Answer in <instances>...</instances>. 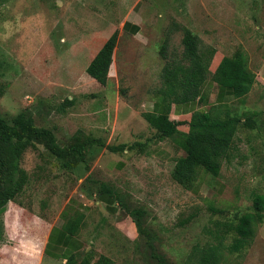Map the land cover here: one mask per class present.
<instances>
[{
	"label": "rangeland",
	"instance_id": "374dc122",
	"mask_svg": "<svg viewBox=\"0 0 264 264\" xmlns=\"http://www.w3.org/2000/svg\"><path fill=\"white\" fill-rule=\"evenodd\" d=\"M126 22L139 32L127 33ZM184 29L200 38L201 47L216 50L212 72L243 50L257 76L245 105L228 97L231 113L257 116L239 128L220 176L201 171L192 190L172 179L185 152L173 140H159L143 117L163 86L167 61L160 49L167 41L169 56L181 55ZM116 31L104 87L86 70ZM0 86L6 87L0 119L11 124L28 111L61 146L104 144L88 148L85 162L59 160L42 144L25 153L21 166L30 182L0 213V264H34L33 250L47 237L43 220L53 223L64 211L86 216L89 229L80 234L95 236L85 249H93L96 260L195 264L196 254L217 246L221 264H264V223L250 246L230 250L238 219L253 211L256 194H264V0H0ZM206 90L209 100L196 110L216 112L218 86L209 83ZM186 110L171 114L183 132L191 120ZM121 145L133 148L107 149ZM103 188L117 199L102 195ZM134 210L144 211L148 235L138 234L128 216ZM124 220L133 229L127 235L116 229Z\"/></svg>",
	"mask_w": 264,
	"mask_h": 264
},
{
	"label": "trees",
	"instance_id": "16d2710c",
	"mask_svg": "<svg viewBox=\"0 0 264 264\" xmlns=\"http://www.w3.org/2000/svg\"><path fill=\"white\" fill-rule=\"evenodd\" d=\"M131 24H125V28ZM134 33L140 28L133 26ZM119 41L116 31L104 44L87 67V73L101 86H107L115 49ZM184 50L181 55L168 54L167 41L160 49L161 57L166 60L162 70L163 86L155 94L154 109L143 114L144 119L157 131L159 140H173L180 147L185 156L180 157L172 172L173 181L187 190L194 189L200 172L219 177L224 160H229L233 144L239 128L248 126L254 120L255 113H245L242 116L231 113V107L217 105L216 112L197 111L196 106L206 104L209 100L206 85L216 84L220 92L226 96H219L220 102L227 98L237 99L242 106L257 83L256 74L249 67L247 54L243 50L237 51L232 57H224L215 71L211 66L216 50L211 47H201L200 38L192 31L184 29ZM6 87L0 86V100ZM228 98V99H229ZM70 104H73L72 102ZM175 108L185 107L191 120L188 131L180 129V123L171 119ZM42 144L56 158L62 161L77 159L85 162V153L94 145L103 147L100 141L86 140L72 146H61L55 133L50 129H41L35 125L30 112H22L14 118L12 123L0 119V213L10 202H14L23 194L30 182L26 170L22 168L25 153ZM126 145L108 146L112 153L124 152L132 149ZM66 163V162H65ZM67 167V163L63 164ZM102 195L117 199L108 189H102ZM253 211L242 215L234 227L237 238L231 245L233 253L251 245L258 227L264 223V194L253 197ZM144 211H128L139 235H148L142 224ZM62 231L68 237H77L83 230L85 217L81 213L71 214L64 211ZM154 257H156L154 255ZM75 258V257H74ZM72 258V259H74ZM195 264H221V256L217 246L201 250L195 256ZM112 259L101 256L96 260L93 249L85 251L77 264H114ZM160 264H166L164 259Z\"/></svg>",
	"mask_w": 264,
	"mask_h": 264
},
{
	"label": "crops",
	"instance_id": "0c3cea01",
	"mask_svg": "<svg viewBox=\"0 0 264 264\" xmlns=\"http://www.w3.org/2000/svg\"><path fill=\"white\" fill-rule=\"evenodd\" d=\"M126 24H131L132 26L129 27V25H127L126 28L124 27V30L129 34L136 35L137 33L135 34L133 30V26L136 24H132L130 22H126ZM256 85L257 83L255 84V86ZM219 96H226V94L220 92L219 89L217 105H219L220 107H228L230 99H227V101L224 102H220ZM178 109L179 108L174 107L173 110L174 115L182 114L181 112L178 111ZM46 218L43 220V222L48 227L47 237L40 249L35 247L33 250L32 255L34 257L33 259H35L34 264H77L79 262L78 254L83 252L85 246H88V244H94L95 236L94 235L91 236V233H89L88 235H84V236H81L82 234H80L77 237H73V238L68 237L64 234V232L61 229L63 223H61L62 219L60 216H58L55 219V222L53 223H51L52 222L51 218L49 219ZM87 228L89 229V226L87 225L85 218L83 229L85 230ZM116 229H119V231L123 235H127L128 232L131 233L133 232L132 226L128 220H124V224L118 223ZM90 249L88 248L87 250L86 249L85 250L89 251Z\"/></svg>",
	"mask_w": 264,
	"mask_h": 264
}]
</instances>
